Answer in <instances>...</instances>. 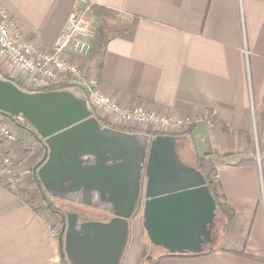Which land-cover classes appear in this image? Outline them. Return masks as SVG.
Returning <instances> with one entry per match:
<instances>
[{
	"label": "crops",
	"instance_id": "0c3cea01",
	"mask_svg": "<svg viewBox=\"0 0 264 264\" xmlns=\"http://www.w3.org/2000/svg\"><path fill=\"white\" fill-rule=\"evenodd\" d=\"M85 7L96 14L98 27L89 55L74 62L122 108L202 120L167 136L176 139L184 166L204 178L216 174L225 211L223 216L215 207L210 236L199 238L197 252L175 241L169 244L182 253H171L150 240L142 195L127 221L132 237L118 263L264 264V0H0L24 39L43 49L53 46L71 11ZM19 79L14 82L22 90H39L24 88ZM94 116L108 127L99 112ZM111 129L160 136L133 126ZM14 130L20 141L12 150L27 152L30 135ZM38 144L37 164L44 154ZM20 186L30 189L25 180ZM29 193L32 206L0 186V264L70 263L64 251L61 256L59 237L47 229L43 199ZM55 198L75 212L76 229L112 219L109 205H89L96 195L89 203L80 196Z\"/></svg>",
	"mask_w": 264,
	"mask_h": 264
},
{
	"label": "water",
	"instance_id": "95a60500",
	"mask_svg": "<svg viewBox=\"0 0 264 264\" xmlns=\"http://www.w3.org/2000/svg\"><path fill=\"white\" fill-rule=\"evenodd\" d=\"M84 99L71 90L27 92L0 76V114L27 124L44 150L33 169L38 188L62 200L80 196L86 203L96 195L90 206L111 209L108 223L79 229L67 217L64 242L63 232L58 241L61 256L64 251L69 264H119L127 221L142 195L150 240L171 253H182L169 244L175 241L197 252L199 238L210 236L216 212L203 175L177 159L175 138L160 135L145 144L132 133L102 126Z\"/></svg>",
	"mask_w": 264,
	"mask_h": 264
},
{
	"label": "built area",
	"instance_id": "2783aa9c",
	"mask_svg": "<svg viewBox=\"0 0 264 264\" xmlns=\"http://www.w3.org/2000/svg\"><path fill=\"white\" fill-rule=\"evenodd\" d=\"M18 26L4 10L0 9L2 78L15 83V76H19L21 79L18 83L26 89L46 88L67 80L69 90L83 96L89 107L99 112L106 120V125L111 128L133 126L147 132L154 129V133L167 136L185 129L194 121H202L190 118L170 120L142 106L122 108L103 93L95 75L88 76L82 72L74 60L84 59L89 55L90 42L95 37L98 27V19L89 7L71 11L63 30L50 49H43L27 42L22 29ZM13 127L17 125L10 118L0 114V186L16 194L20 191L22 181L18 163L14 159L18 154L12 150L13 144L18 140L12 132ZM211 180L217 181L216 174L211 175ZM47 229L51 236L58 234L48 225Z\"/></svg>",
	"mask_w": 264,
	"mask_h": 264
},
{
	"label": "rangeland",
	"instance_id": "374dc122",
	"mask_svg": "<svg viewBox=\"0 0 264 264\" xmlns=\"http://www.w3.org/2000/svg\"><path fill=\"white\" fill-rule=\"evenodd\" d=\"M96 32H97V30H96ZM96 34V33H95ZM72 91V90H71ZM92 110V112L93 113H95L96 111L94 110V109H91ZM14 128L15 127H13L12 128V132H13V134H15V136H16V138L18 139L17 140V142H16V144L20 141L19 140V138H18V135H17V133L15 132V130H14ZM154 132H152V131H148L147 132V134L148 135H150L151 136V134H153ZM30 135V134H29ZM138 136V135H137ZM164 136V135H163ZM30 137H31V141L29 140V149H28V151L27 152H23V153H21V154H18V155H16V154H14V155H16V156H14L15 158V160L17 161V163H18V170L20 171V173H21V181H24L25 180V182H27L28 183V185H29V190L28 189H24V188H22V190L21 191H25V192H31L32 193V196H33V198L35 199V198H39L40 197V199L39 200H42L43 199V193H44V195H46V196H48V194H47V192H45V191H41V190H39V188H38V186H37V182H36V180H35V178L33 177V174H32V170H33V168H34V166L38 163V160L41 158V156L42 155H39L38 156V154H39V152L41 153V151H39V148H40V146H39V144H38V142H37V140H35V138L33 137V136H31L30 135ZM140 138H145V137H143V136H139ZM148 139H153V138H148ZM13 145H15V144H13ZM9 149V148H8ZM14 149V148H13ZM16 151V150H15ZM23 154H25V155H23ZM37 156V157H36ZM216 182V181H215ZM30 194V193H29ZM51 195V194H50ZM50 198H51V196H50ZM53 199L57 202V206L61 209V210H63V211H70L72 208L69 206V205H67V204H65V203H63V202H60V201H58L57 200V198H55V197H53ZM46 211V210H45ZM44 211V212H45ZM47 213H48V211H46ZM45 220H46V225H48V226H50V228L53 230V231H56V232H58V230H59V228H60V225H59V221H58V219L57 218H55V217H53L52 215H50V213L49 214H46L45 215ZM222 219L220 218L218 221L219 222H217V226L219 227L220 226V224L222 223V221H221ZM58 236V234H56L55 235V237H57ZM132 237V230H131V233H129L128 234V240H127V242H128V244L130 243V240H131V237ZM65 260V259H64ZM65 263H67L68 264V262H67V260H65Z\"/></svg>",
	"mask_w": 264,
	"mask_h": 264
},
{
	"label": "trees",
	"instance_id": "16d2710c",
	"mask_svg": "<svg viewBox=\"0 0 264 264\" xmlns=\"http://www.w3.org/2000/svg\"><path fill=\"white\" fill-rule=\"evenodd\" d=\"M94 13V12H93ZM95 14V13H94ZM96 15V14H95ZM16 84V83H15ZM20 89L21 87L16 84ZM70 89V85L68 83L67 80H65L64 82L62 83H59V84H56V85H53V86H49V87H46V88H41L39 90H36L34 92H51V91H62V90H69ZM30 92V91H28ZM94 115V113H93ZM95 117V116H94ZM96 118V117H95ZM11 120L13 121L14 124L17 125V127L27 133H29L31 136L34 137V132L32 129H30V127L25 124L24 122L16 119V118H11ZM98 120V119H97ZM126 131V130H125ZM126 132L128 133H133L132 131L130 130H127ZM35 138V137H34ZM38 142V141H37ZM211 175H213V171H211L209 174L205 175V180H206V183H207V187L215 201V204H216V208L219 210V212L221 213V215L224 216V205L222 203V197L219 196V190H220V186L218 183H216L215 181L213 182L211 180ZM48 196L44 195L43 193V204H44V209L46 211H48L50 214H53V215H60L62 213L63 210H61L57 205V202L53 199V196L50 195L49 193H47ZM17 197H19L21 200L24 201V203H26L27 205L29 206H32V203H31V200H30V194L28 192H25V191H18L16 192L15 194ZM51 196V198H50ZM241 256L243 257H247L243 254H241ZM249 258V257H248ZM251 259V258H250ZM63 263L64 264H67L65 263V260L63 259ZM69 264V263H68ZM155 264H159V262H156Z\"/></svg>",
	"mask_w": 264,
	"mask_h": 264
},
{
	"label": "flooded vegetation",
	"instance_id": "af4514ba",
	"mask_svg": "<svg viewBox=\"0 0 264 264\" xmlns=\"http://www.w3.org/2000/svg\"><path fill=\"white\" fill-rule=\"evenodd\" d=\"M135 136H137V134H134ZM141 141L145 144H148V142L150 141V139H146V138H140ZM41 145V144H40ZM42 147V146H41ZM38 186V184H37ZM39 189L43 190L42 187L39 186ZM75 212H72V211H62V213L60 215H57V219L59 221V225H60V228L58 230V237L61 235V233L64 231V224L66 223L67 221V217H69L70 220H75Z\"/></svg>",
	"mask_w": 264,
	"mask_h": 264
}]
</instances>
